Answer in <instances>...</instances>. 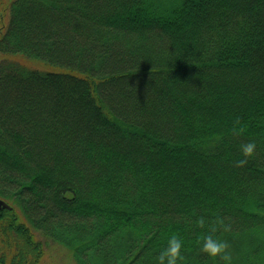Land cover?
<instances>
[{"label": "trees", "instance_id": "1", "mask_svg": "<svg viewBox=\"0 0 264 264\" xmlns=\"http://www.w3.org/2000/svg\"><path fill=\"white\" fill-rule=\"evenodd\" d=\"M0 199V264H264V0H0Z\"/></svg>", "mask_w": 264, "mask_h": 264}, {"label": "clouds", "instance_id": "2", "mask_svg": "<svg viewBox=\"0 0 264 264\" xmlns=\"http://www.w3.org/2000/svg\"><path fill=\"white\" fill-rule=\"evenodd\" d=\"M256 148L257 144L253 140L241 144L240 150L243 153L244 159H239L235 163L238 166L246 165L248 162L247 158L255 154ZM205 223L204 217H200L197 220V224L200 226H204ZM218 227L224 231L230 229V225L225 223L222 217H218L217 222L208 225V230L199 237L198 244L200 250L215 262V264H221V262L222 264H234L229 242L216 235ZM184 248L185 244L183 239L173 233L167 239L166 246L162 247L154 257V264H183L186 259L184 256Z\"/></svg>", "mask_w": 264, "mask_h": 264}, {"label": "rangeland", "instance_id": "3", "mask_svg": "<svg viewBox=\"0 0 264 264\" xmlns=\"http://www.w3.org/2000/svg\"><path fill=\"white\" fill-rule=\"evenodd\" d=\"M44 244V258L42 264H76L69 255L65 253V249L58 245L56 242L47 240L44 237H38Z\"/></svg>", "mask_w": 264, "mask_h": 264}, {"label": "water", "instance_id": "4", "mask_svg": "<svg viewBox=\"0 0 264 264\" xmlns=\"http://www.w3.org/2000/svg\"><path fill=\"white\" fill-rule=\"evenodd\" d=\"M1 208H8V209H10L11 207H10V205L7 203V202H5V201H3V200H1L0 199V209Z\"/></svg>", "mask_w": 264, "mask_h": 264}]
</instances>
